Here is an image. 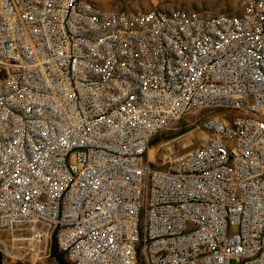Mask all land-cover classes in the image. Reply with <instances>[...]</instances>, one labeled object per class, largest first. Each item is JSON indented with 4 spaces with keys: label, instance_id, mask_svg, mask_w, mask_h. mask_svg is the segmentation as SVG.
Wrapping results in <instances>:
<instances>
[{
    "label": "built area",
    "instance_id": "obj_1",
    "mask_svg": "<svg viewBox=\"0 0 264 264\" xmlns=\"http://www.w3.org/2000/svg\"><path fill=\"white\" fill-rule=\"evenodd\" d=\"M233 1L0 0L1 258L264 264V0ZM206 110L158 166L152 140Z\"/></svg>",
    "mask_w": 264,
    "mask_h": 264
},
{
    "label": "rangeland",
    "instance_id": "obj_2",
    "mask_svg": "<svg viewBox=\"0 0 264 264\" xmlns=\"http://www.w3.org/2000/svg\"><path fill=\"white\" fill-rule=\"evenodd\" d=\"M101 6L108 9H130L146 10L162 8L174 10L178 8L207 10L211 12L232 10L233 0H95ZM223 109H215L214 112H222ZM203 113L189 114L174 123L170 128L156 136L151 142V159L160 167H166L176 157L188 153L193 147L202 142L205 132L200 127ZM0 252V258H1ZM39 257L33 262L13 263L3 260L5 264H61L58 259L51 254L47 257ZM232 264H235L233 261Z\"/></svg>",
    "mask_w": 264,
    "mask_h": 264
},
{
    "label": "trees",
    "instance_id": "obj_3",
    "mask_svg": "<svg viewBox=\"0 0 264 264\" xmlns=\"http://www.w3.org/2000/svg\"><path fill=\"white\" fill-rule=\"evenodd\" d=\"M52 254L58 259L59 262L61 259H64L66 261L64 255L58 250V247L55 242L53 243V246H52Z\"/></svg>",
    "mask_w": 264,
    "mask_h": 264
},
{
    "label": "water",
    "instance_id": "obj_4",
    "mask_svg": "<svg viewBox=\"0 0 264 264\" xmlns=\"http://www.w3.org/2000/svg\"><path fill=\"white\" fill-rule=\"evenodd\" d=\"M61 264H69L67 261H65L64 259L60 260ZM0 264H5L2 260V258H0Z\"/></svg>",
    "mask_w": 264,
    "mask_h": 264
},
{
    "label": "bare ground",
    "instance_id": "obj_5",
    "mask_svg": "<svg viewBox=\"0 0 264 264\" xmlns=\"http://www.w3.org/2000/svg\"><path fill=\"white\" fill-rule=\"evenodd\" d=\"M205 137V136H204Z\"/></svg>",
    "mask_w": 264,
    "mask_h": 264
}]
</instances>
